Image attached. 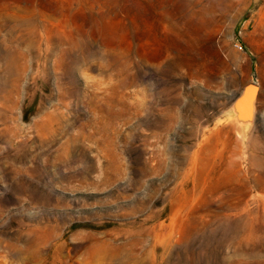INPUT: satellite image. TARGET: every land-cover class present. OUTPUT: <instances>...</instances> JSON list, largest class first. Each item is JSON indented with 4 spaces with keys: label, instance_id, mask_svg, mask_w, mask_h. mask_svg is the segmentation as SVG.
<instances>
[{
    "label": "rangeland",
    "instance_id": "1",
    "mask_svg": "<svg viewBox=\"0 0 264 264\" xmlns=\"http://www.w3.org/2000/svg\"><path fill=\"white\" fill-rule=\"evenodd\" d=\"M0 264H264V0H0Z\"/></svg>",
    "mask_w": 264,
    "mask_h": 264
},
{
    "label": "water",
    "instance_id": "2",
    "mask_svg": "<svg viewBox=\"0 0 264 264\" xmlns=\"http://www.w3.org/2000/svg\"><path fill=\"white\" fill-rule=\"evenodd\" d=\"M258 92V87L253 83H246L237 92L232 95L230 110L234 118L241 123L236 124L240 127H247L253 118L254 101ZM247 109L248 117H245L244 111ZM246 118L250 119L246 121ZM247 123V124H245Z\"/></svg>",
    "mask_w": 264,
    "mask_h": 264
},
{
    "label": "bare ground",
    "instance_id": "3",
    "mask_svg": "<svg viewBox=\"0 0 264 264\" xmlns=\"http://www.w3.org/2000/svg\"><path fill=\"white\" fill-rule=\"evenodd\" d=\"M252 112H253V109H252ZM244 114H245V117H248V113H247V109H245V111H244ZM235 120H236V118H235ZM250 119H248V118H246V121H249ZM237 121V120H236ZM237 123L238 124H241V123H239L238 121H237ZM245 124H247V123H245Z\"/></svg>",
    "mask_w": 264,
    "mask_h": 264
},
{
    "label": "built area",
    "instance_id": "4",
    "mask_svg": "<svg viewBox=\"0 0 264 264\" xmlns=\"http://www.w3.org/2000/svg\"><path fill=\"white\" fill-rule=\"evenodd\" d=\"M238 47H239V49H241V48H242L240 45H239Z\"/></svg>",
    "mask_w": 264,
    "mask_h": 264
}]
</instances>
